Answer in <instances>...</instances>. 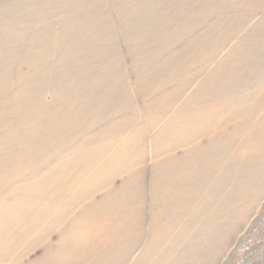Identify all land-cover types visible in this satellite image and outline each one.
Instances as JSON below:
<instances>
[{
	"label": "bare ground",
	"instance_id": "bare-ground-1",
	"mask_svg": "<svg viewBox=\"0 0 264 264\" xmlns=\"http://www.w3.org/2000/svg\"><path fill=\"white\" fill-rule=\"evenodd\" d=\"M5 1L0 264H211L264 185L261 65L248 75H257L253 89H240L245 64L264 44L252 35L264 31V14L231 42L215 23L213 45L196 38L193 55L189 47L159 54L176 33L212 14L227 7L253 12L264 0ZM156 17L172 30L155 36ZM113 26L127 40L130 88ZM23 44L28 51L17 61ZM106 51L113 55L103 66L91 61ZM203 55L216 58L204 63ZM135 91L148 99L141 107ZM225 98L232 99L219 103ZM211 103L216 107L203 112ZM255 140L260 144L247 153ZM37 248L41 254L28 259Z\"/></svg>",
	"mask_w": 264,
	"mask_h": 264
},
{
	"label": "rangeland",
	"instance_id": "rangeland-1",
	"mask_svg": "<svg viewBox=\"0 0 264 264\" xmlns=\"http://www.w3.org/2000/svg\"><path fill=\"white\" fill-rule=\"evenodd\" d=\"M6 1H5V3H6ZM40 1H42V0H40ZM254 1H256V0H247L245 2V4L246 3H253ZM1 2H2V0H0V3ZM182 5H183V3L180 4V6H182ZM171 10H172V8H171ZM248 10H245V9L244 10H238V8H236V7H227V8L222 9L220 12H218L216 14H212L208 19L203 20V21L199 22L198 24H195L194 26L185 29V31L183 33H176L175 35L177 37H175V40H173V39L170 40L171 41V42H169L170 45L167 46L166 48H164L162 50V52L160 51L159 58L162 59V58H165V56L170 57V55L174 56V54H176V52L182 50L184 47H187V48L189 47V51H188L189 53L187 55H193L194 54L193 52H195L197 50L196 48H194L195 47V41L194 40L196 38L200 39L203 42H207V46L213 45L215 42H217V39L220 35L219 33H218L219 35L214 34L215 32L211 31L212 30L211 27L215 23H218L219 25H222V27H224V29H227V31L229 33L228 36L231 35L229 42H231V40L234 37H236L235 35H237V36L238 35H240V36L245 35L246 34L245 29H248L251 24H253L254 22H257L259 19L258 17H260V16H262V14H264V2L258 6L257 10H255L253 12L248 11ZM170 11H168L170 13V15L174 13L173 10L171 12ZM239 12L241 13V16H243V17L241 18L242 20L236 21V19L240 15ZM252 14H254V17L252 16ZM111 15H112L111 17L113 18L112 22H114V23L118 22L117 17L114 16V14H111ZM157 17L155 18V20L154 19L151 20V22H154L155 24H153L150 27V31L153 32V34H155V36H160L165 32H170L173 28L172 23H169L168 20L165 23H161L164 21L160 20ZM232 20H235V21H232ZM36 22H38V21H36ZM162 24H164L163 28H162ZM232 24H236V25L230 26ZM30 25H33V24H30ZM117 26H113V29L115 28L114 39H115L116 50H118V54L122 57V59L118 63V66H121L122 72L124 73V75L126 74V79H127V83H128V84L127 83L126 84L130 88L132 83H133V79H132L131 73H129L127 70L128 67H130V65L128 64L129 60L126 57L127 46H128L127 40L126 39L123 40L124 35L122 33V29L117 27ZM158 26L161 28H159ZM252 35L256 36L257 39L264 40V31H261L258 34L256 33V34H252ZM210 41H211V43H210ZM224 44H222L221 47L217 48L219 51L216 55H219L224 49H226ZM245 47H246L245 50H247V49L251 50L253 48L248 43L245 45ZM28 48H29V46L27 44H23L19 47V49L17 51V61L21 60L22 57H24V55L28 51ZM141 49H142V51L146 50V47L144 44L141 46ZM240 53H241V50H240ZM112 55L113 54H111V52L106 51V53H104V55H103L104 57L99 56L98 58L94 59L92 57L90 59H91V61H94L93 62L94 64L99 66L102 63H105V61L109 60L110 56H112ZM216 55H214L212 57L203 55V56H200L199 60L204 62V63H207V61L209 62V61L215 59ZM237 59L241 60V58H237ZM257 65H261L260 67H262V69H261V71H259L256 74H261V72L264 74V44H262V46L260 47L259 54L252 56L251 59L245 64V68L242 72V76L245 75L244 85L241 86L240 89L248 90V91L253 89L254 85L256 84L257 75L254 77H253V75L252 76H248V75H249V73L252 74V72H250V70H252V67L253 66L258 67ZM102 66H103V64H102ZM116 66H117V64H116ZM241 67H242V65H241ZM201 72H203V71L201 70L200 72H198L199 75ZM215 72H217L216 73L217 75H220L222 72H226V71L217 70ZM15 73H16V70L14 69L13 74H15ZM198 73H196V74H198ZM214 74H212L213 77H214ZM189 78H190V76H189ZM181 80H183V82H185L184 81L185 78H183ZM188 85H190V83ZM189 87L190 86H185L183 88H180L182 90H181L179 95H181V93L183 94L185 92V90H187ZM158 92H160V91H158ZM236 92L233 93L232 97H234ZM140 95L137 91H135V93L133 92L132 98L135 101L134 105L137 107L142 106V101L145 102L148 100V99L144 100V98L142 96L140 97ZM231 99L232 98H225V99L219 101V103L230 102ZM211 102H212V100H211ZM207 103H209L208 100H207ZM214 104L215 103H211L210 105L208 104L206 106H203L204 109L202 111L205 112L212 107L215 108L216 105H214ZM194 105H197V104L194 103ZM210 106H212V107H210ZM206 108H207V110H205ZM169 109H170L169 107L162 108V111L168 112ZM191 109H194V107L192 106ZM128 114H129L128 112L116 114L113 118H115V119L117 118L118 120H120ZM120 115H122V116L120 118H118ZM263 115H264V112H263ZM138 116H139V120H137L136 122L140 121L142 123L141 124L139 122L140 127H144L145 124H143V123H145L147 120L146 116L143 115V113H141V115L138 113ZM136 122H135V124H136ZM227 127H229V126H227ZM203 139L204 138H202V140ZM259 144H260V142H258L256 140L254 142H252L249 145V147H251V150H249L247 153L253 151L255 148H257V145H259ZM175 151L179 152V149H176ZM112 183H113L114 187L119 186L120 185V177L114 178ZM98 195L99 194H95L94 198L98 199L97 198ZM249 207L250 208H248L249 210H248L247 214L245 215V217L237 220L235 222L236 224H235L233 230L228 232L226 234V236L222 239V242H221L222 244L217 247V251L215 252V255L216 254L217 255L216 256L214 255V257L212 258L211 264H264V185L262 186L261 194L256 199H253L250 202ZM55 237H56V235L54 234V236H51V239L54 240ZM40 254H41V248H37L33 253H31L29 255L28 259H33L34 257H36Z\"/></svg>",
	"mask_w": 264,
	"mask_h": 264
}]
</instances>
